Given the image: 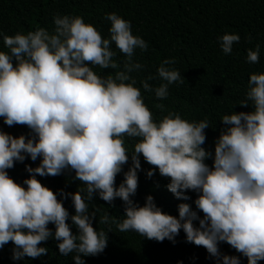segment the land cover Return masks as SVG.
Here are the masks:
<instances>
[{
    "label": "clouds",
    "instance_id": "obj_1",
    "mask_svg": "<svg viewBox=\"0 0 264 264\" xmlns=\"http://www.w3.org/2000/svg\"><path fill=\"white\" fill-rule=\"evenodd\" d=\"M104 18L110 23L107 37L82 16L59 13L51 31L0 32L6 49L0 50V118L7 126L30 130L27 137L0 131V248L11 241L13 261L38 258L48 251L41 243L53 239L61 255L85 264L84 257L104 251L114 225L118 232L157 242H174L182 230L186 242L203 247L214 264H241L238 256L221 253V242L246 257L247 264H258L264 260V72L249 74L244 99L236 103L252 110H230L219 118L226 127L210 152L203 147L207 118L189 121L169 111L156 119L144 103L141 88L163 100L170 85L185 82L171 67L175 58L161 61L156 75L149 74L137 87L131 73L144 66L133 57L148 43L116 12ZM217 41L229 55L240 36L225 32ZM113 45L125 57L122 69ZM246 52L247 63H259V44ZM96 67L116 71L100 75ZM155 79L161 81L158 86L149 83ZM155 107L164 110L163 104ZM26 157L40 161L36 167L25 165L30 175L20 184L7 170ZM141 157L154 166L147 176L158 170L178 200L189 199L185 192L197 193L195 210L179 203L178 215H170L151 195L143 206L134 203ZM209 158L211 167L205 163ZM65 171L74 172L73 180L81 183L75 192L60 190L61 199L36 178ZM94 195L109 205L119 198L122 219L108 211L97 219ZM66 198L72 215L63 206ZM94 219L107 230L94 227Z\"/></svg>",
    "mask_w": 264,
    "mask_h": 264
},
{
    "label": "trees",
    "instance_id": "obj_2",
    "mask_svg": "<svg viewBox=\"0 0 264 264\" xmlns=\"http://www.w3.org/2000/svg\"><path fill=\"white\" fill-rule=\"evenodd\" d=\"M116 12L122 18L129 20L134 35L141 36L147 43L148 49L141 52L137 49L133 59L144 67L131 73L140 87V80L149 74L156 75V68L164 59L175 58L171 65L181 72L184 83H173L169 86V95L163 100L157 99L153 93L144 92V103L152 111L154 118L159 119L167 112H178L189 121L207 118L210 128L205 130L206 140L203 147L214 153V141L220 130L226 127L219 118L230 110L232 112H249L251 105L241 106L238 103L244 99L249 74L264 72V0H0V32L14 35L17 32L27 33L37 27L51 31L53 16L57 13L64 15H80L86 23L93 24L104 37L108 36L110 23L104 18L106 13ZM225 32L237 33L239 43H234L232 53L225 55L219 47L217 37ZM260 45L259 63L246 62V50ZM115 49V45H113ZM0 50H5L3 39L0 37ZM114 59L123 67L124 55L118 50ZM100 75L114 73L113 69H94ZM159 79L149 83L158 86ZM163 104L164 110L155 107ZM0 131L18 137L29 135L30 130L24 125L7 126L0 118ZM131 148V142H127ZM40 158L35 162L27 158L23 162H15L8 169L9 176L17 183L29 177L25 165L36 167ZM131 161L124 165L123 171L117 175L116 184L123 180V172L127 171ZM141 168L138 171V187L131 199L143 206L148 195L153 196L155 203L164 212L177 216L179 203H188L193 210V201L197 193L188 191V200H178L170 193L166 185L169 179L160 176L158 170L151 177L147 176L154 166L147 164L141 157ZM210 167L212 159L205 161ZM74 172L65 171L56 176H39L42 185L50 188L61 199L59 192H75L80 181L73 180ZM63 206L74 214L70 198L63 199ZM91 206L100 207L97 219L105 211L122 219L124 214L123 202L117 198L109 205L94 195ZM90 206V211L92 207ZM202 217V213H198ZM71 223V221H66ZM198 223V222H194ZM93 226L104 228L97 224ZM48 227L54 231V225ZM73 228V232L75 233ZM49 239L42 242L48 251L41 257H24L13 261L12 242L0 248V264H74L69 256L59 253L56 244ZM222 254L235 255L241 264H247V258L236 252L227 243L218 245ZM85 264H214L212 258L201 246L188 243L181 230L174 242L165 239L162 242L144 239L134 232L121 233L115 226L108 233V243L104 251L95 256L84 257ZM264 264V260L258 261Z\"/></svg>",
    "mask_w": 264,
    "mask_h": 264
}]
</instances>
